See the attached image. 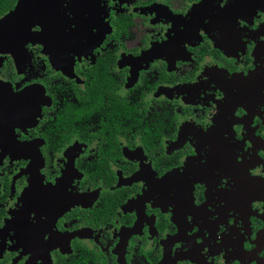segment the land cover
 <instances>
[{
  "label": "flooded vegetation",
  "instance_id": "1",
  "mask_svg": "<svg viewBox=\"0 0 264 264\" xmlns=\"http://www.w3.org/2000/svg\"><path fill=\"white\" fill-rule=\"evenodd\" d=\"M54 9L0 67V264H264V0Z\"/></svg>",
  "mask_w": 264,
  "mask_h": 264
},
{
  "label": "water",
  "instance_id": "2",
  "mask_svg": "<svg viewBox=\"0 0 264 264\" xmlns=\"http://www.w3.org/2000/svg\"><path fill=\"white\" fill-rule=\"evenodd\" d=\"M57 0H16L14 7L0 16V67L4 56L10 55L18 70L21 65L28 43H39L41 31H33L35 26L49 25L48 17L55 12ZM2 88H6L4 94ZM24 91L14 94L8 83L4 82L0 75V115L10 112L15 105L17 111V99L22 98ZM12 114V112H10Z\"/></svg>",
  "mask_w": 264,
  "mask_h": 264
},
{
  "label": "trees",
  "instance_id": "3",
  "mask_svg": "<svg viewBox=\"0 0 264 264\" xmlns=\"http://www.w3.org/2000/svg\"><path fill=\"white\" fill-rule=\"evenodd\" d=\"M16 3V0H0V16L11 10Z\"/></svg>",
  "mask_w": 264,
  "mask_h": 264
},
{
  "label": "rangeland",
  "instance_id": "4",
  "mask_svg": "<svg viewBox=\"0 0 264 264\" xmlns=\"http://www.w3.org/2000/svg\"><path fill=\"white\" fill-rule=\"evenodd\" d=\"M27 47V46H26ZM28 57H29V54H28Z\"/></svg>",
  "mask_w": 264,
  "mask_h": 264
}]
</instances>
